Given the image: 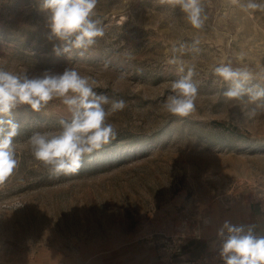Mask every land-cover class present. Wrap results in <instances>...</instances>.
<instances>
[{
	"label": "rangeland",
	"instance_id": "1",
	"mask_svg": "<svg viewBox=\"0 0 264 264\" xmlns=\"http://www.w3.org/2000/svg\"><path fill=\"white\" fill-rule=\"evenodd\" d=\"M246 2L202 0L197 29L171 0H97L103 35L56 55L42 0H0V68H75L126 104L109 117L117 140L60 176L28 140L59 129L67 107L54 99L14 111L18 166L0 184V264H224L219 229L264 208V97L229 99L214 74L221 64L247 68L245 87L264 89V9L245 11ZM189 68L195 111L175 116L163 105Z\"/></svg>",
	"mask_w": 264,
	"mask_h": 264
},
{
	"label": "clouds",
	"instance_id": "2",
	"mask_svg": "<svg viewBox=\"0 0 264 264\" xmlns=\"http://www.w3.org/2000/svg\"><path fill=\"white\" fill-rule=\"evenodd\" d=\"M171 3L181 9L194 28L202 27L206 19L202 0H171ZM232 3L239 4V0ZM96 4L97 0H42V10L49 13L48 39L61 42L53 47L56 55L71 53L73 49L86 51L103 35L98 21L92 19ZM240 7L245 11L264 9V0L261 3L247 0ZM179 71L183 72V67ZM193 74L194 70L189 68L187 75L172 83V94L163 105L168 113L186 117L195 111L197 87L192 82ZM214 74L229 84L224 92L229 99H239L245 94L252 101L264 97V89L254 91L245 87L252 79L247 68L221 64L214 68ZM98 86L95 80L71 67L62 72L46 69L36 75L0 68V184L18 166L14 138L20 126L13 113L22 105L39 112L50 101L60 99L70 113V119L60 121L59 129L34 132L28 140L34 159L53 176L78 174L87 158L111 146L117 140L118 129L109 117L123 111L126 104L122 99L97 94L94 89ZM218 235L223 237L220 256L224 264H264V236H256L252 226L246 230L225 221Z\"/></svg>",
	"mask_w": 264,
	"mask_h": 264
},
{
	"label": "crops",
	"instance_id": "3",
	"mask_svg": "<svg viewBox=\"0 0 264 264\" xmlns=\"http://www.w3.org/2000/svg\"><path fill=\"white\" fill-rule=\"evenodd\" d=\"M253 207H251V210L249 211L248 215L250 216L246 220L244 227L248 228L249 226H252L257 235H260L262 230H264V208L259 210Z\"/></svg>",
	"mask_w": 264,
	"mask_h": 264
},
{
	"label": "built area",
	"instance_id": "4",
	"mask_svg": "<svg viewBox=\"0 0 264 264\" xmlns=\"http://www.w3.org/2000/svg\"><path fill=\"white\" fill-rule=\"evenodd\" d=\"M262 205H264V203H262ZM247 230V229H246ZM254 234L256 235V232L253 230ZM258 236V235H256ZM261 236H264V230H262ZM259 237V236H258Z\"/></svg>",
	"mask_w": 264,
	"mask_h": 264
}]
</instances>
